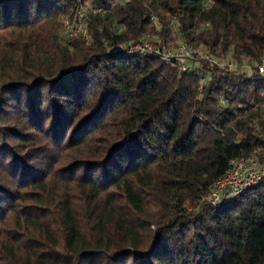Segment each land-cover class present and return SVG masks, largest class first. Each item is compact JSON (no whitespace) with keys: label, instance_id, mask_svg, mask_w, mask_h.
<instances>
[{"label":"trees","instance_id":"16d2710c","mask_svg":"<svg viewBox=\"0 0 264 264\" xmlns=\"http://www.w3.org/2000/svg\"><path fill=\"white\" fill-rule=\"evenodd\" d=\"M80 1L0 0L9 264H264V182L201 201L264 148V0H91L105 12L90 14V41L45 29ZM144 35L253 69L181 72L120 48Z\"/></svg>","mask_w":264,"mask_h":264},{"label":"built area","instance_id":"2783aa9c","mask_svg":"<svg viewBox=\"0 0 264 264\" xmlns=\"http://www.w3.org/2000/svg\"><path fill=\"white\" fill-rule=\"evenodd\" d=\"M95 9L98 12L102 10L101 7ZM87 16L88 14L80 1L74 10V16L67 17L65 20V34L69 37H75L81 34L86 36L87 28L85 27V22ZM120 48L129 55L158 56L165 63L179 67L181 72H192L195 74L200 70L201 62L199 60L201 59L207 60L212 66L227 68L233 71L242 69L240 71L246 72L253 69L249 61L238 64V62H234L232 59L230 60L229 57L215 58L211 55L201 56L199 58L198 56H194L191 45L187 43H182L174 50H169L163 45L154 43L145 35L138 39L127 40ZM257 67L259 72L264 74V57ZM201 79L204 81L208 79L207 73L204 72ZM228 101L229 99L222 95V105H226ZM262 182H264V160L257 155L238 157L231 160L229 170L225 175L212 183L201 201L218 207L232 199L240 197Z\"/></svg>","mask_w":264,"mask_h":264},{"label":"rangeland","instance_id":"374dc122","mask_svg":"<svg viewBox=\"0 0 264 264\" xmlns=\"http://www.w3.org/2000/svg\"><path fill=\"white\" fill-rule=\"evenodd\" d=\"M83 4V7L86 11V13L88 14L87 16V20L85 22V27L87 28V35H89V38H87L89 41H90V29L88 27L89 25V22H90V14H98V10H96L95 8H99L100 6L98 5H93L92 4V1L91 0H83L82 2ZM102 10H101V13L102 12H105L104 8L101 7ZM67 16L65 17V15H62L61 17H59L57 20H56V25L54 26H49V27H46L45 29L50 33V34H54L55 33V36L58 40L62 39V38H67L66 34H65V30H64V24H65V20H66ZM54 29V30H53ZM79 36V35H78ZM154 43H157L159 45H163L165 46L167 49L169 50H174L175 48H177L180 44L184 43L179 37H175V40H169L167 42H164L163 39L158 36V35H155V36H150L149 37ZM48 39L47 37L44 39L43 43H45V40ZM9 40H12L10 41L11 44L14 42V39L12 37H10ZM90 43V42H88ZM191 45V48L192 50L194 51V56H198L199 58L201 56H206V55H211L213 57H217V58H225V56H220V55H217V54H214L212 52H210L207 48H205L204 46H199V47H195L193 44H189ZM229 59L231 60H234L231 55L229 56ZM162 60V59H161ZM163 61V60H162ZM201 62V66H200V70L205 66V65H209L210 67H218V66H212L207 60H199ZM244 61H248V59H243L242 61H238V64H241L243 63ZM234 62H237L236 60H234ZM197 63V62H196ZM205 64V65H204ZM222 68V67H220ZM205 71L207 72L208 70L204 67ZM242 69H239L237 71H240ZM206 80L208 79H205V81L203 79H201V83L204 85L205 82H207ZM254 155H257L259 157H261L263 160H264V148H261L259 150H257V152L254 153ZM185 210L187 211H192V210H195L194 207H192L191 205H185L184 206ZM6 227H10L9 223H6L5 221H1L0 219V264H9V262H11L10 260V256L6 257L7 255V251L5 250V245L6 246H9L10 243L6 242L4 239L6 238V234H8V230L6 229ZM20 253V252H19ZM17 253V254H19ZM22 253V252H21ZM18 260V259H17Z\"/></svg>","mask_w":264,"mask_h":264}]
</instances>
